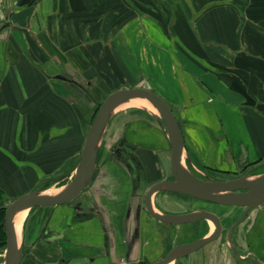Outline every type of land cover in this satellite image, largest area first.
Returning <instances> with one entry per match:
<instances>
[{"label": "crops", "instance_id": "crops-1", "mask_svg": "<svg viewBox=\"0 0 264 264\" xmlns=\"http://www.w3.org/2000/svg\"><path fill=\"white\" fill-rule=\"evenodd\" d=\"M122 88L168 104L194 176H261L264 0H0V209L62 191L99 105ZM129 101L110 115L79 197L25 210L20 264H155L214 232L210 221L175 226L147 213L150 186L172 180L171 148L159 117ZM150 204L221 222L216 239L169 264H264V204L231 231L243 208L170 191Z\"/></svg>", "mask_w": 264, "mask_h": 264}, {"label": "water", "instance_id": "water-1", "mask_svg": "<svg viewBox=\"0 0 264 264\" xmlns=\"http://www.w3.org/2000/svg\"><path fill=\"white\" fill-rule=\"evenodd\" d=\"M131 99H143L150 102L158 112L159 124L166 133L170 143V164L172 180L154 183L145 196L147 213L155 220L169 225L192 224L200 221H210L215 226L214 232L207 238L182 244L172 249L164 258L155 264H169L178 257L188 255L205 244L216 239L221 232V222L217 216L209 212H200L189 215H162L155 212L150 204L151 196L159 191H170L182 194L196 200L213 203L220 206L243 208L238 224L247 213L264 204V174L248 179L241 176L225 181H212L200 179L181 165L183 151V138L180 126L168 104L155 93L142 88H122L107 95L101 104L86 131L80 160L75 174L69 184L58 194L47 195L43 191H31L24 196L12 200L4 213L3 228L5 234V264H20L23 251L18 246L14 233L13 218L17 213L34 207H49L67 204L79 197L81 192L90 183L93 177L98 144L101 133L108 122L112 112L121 104Z\"/></svg>", "mask_w": 264, "mask_h": 264}, {"label": "bare ground", "instance_id": "bare-ground-1", "mask_svg": "<svg viewBox=\"0 0 264 264\" xmlns=\"http://www.w3.org/2000/svg\"><path fill=\"white\" fill-rule=\"evenodd\" d=\"M135 102H145V103H148L149 105H151L153 108L154 106L148 102L147 100H143V99H132L130 100L129 102V105L135 103ZM154 110H156L154 108ZM157 112V110H156ZM154 114H156L155 112H153ZM158 114V112H157ZM45 194L47 195H55V194H58V193H52L51 191H48V192H45ZM25 214H26V211L24 210L23 212H20V213H17L14 218H13V225H14V228H15V232H16V235H18L21 231V227H22V224H23V221H24V217H25ZM19 237V236H17ZM1 264H5V260L1 263Z\"/></svg>", "mask_w": 264, "mask_h": 264}, {"label": "rangeland", "instance_id": "rangeland-1", "mask_svg": "<svg viewBox=\"0 0 264 264\" xmlns=\"http://www.w3.org/2000/svg\"><path fill=\"white\" fill-rule=\"evenodd\" d=\"M129 102H130V101H129ZM125 107H127V108H140V109L143 108V109H145L146 111H149V112H151V113L155 112L156 115L158 116L156 110H154V108H153L151 105H149L148 103H145V102H135V103H133V104H131V105H129V103H128V106H127V104H126ZM125 107L123 106L122 108H125ZM153 114H154V113H153ZM51 192L54 193L55 191L52 190ZM205 204H210V205H205L207 208H210V209H211V207H213L212 205H215V204H213V203L211 204V203H207V202H205ZM5 247H6V246H5ZM5 247L0 248V264L4 261Z\"/></svg>", "mask_w": 264, "mask_h": 264}, {"label": "trees", "instance_id": "trees-1", "mask_svg": "<svg viewBox=\"0 0 264 264\" xmlns=\"http://www.w3.org/2000/svg\"><path fill=\"white\" fill-rule=\"evenodd\" d=\"M4 213L5 208L0 209V248H3L6 246L5 242V234H4V228H3V221H4Z\"/></svg>", "mask_w": 264, "mask_h": 264}]
</instances>
